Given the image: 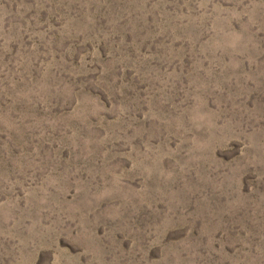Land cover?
Instances as JSON below:
<instances>
[{"label": "rangeland", "instance_id": "1", "mask_svg": "<svg viewBox=\"0 0 264 264\" xmlns=\"http://www.w3.org/2000/svg\"><path fill=\"white\" fill-rule=\"evenodd\" d=\"M0 264H264V0H0Z\"/></svg>", "mask_w": 264, "mask_h": 264}]
</instances>
